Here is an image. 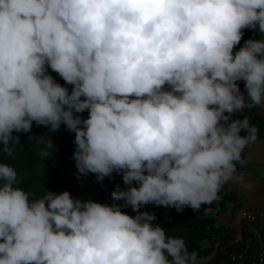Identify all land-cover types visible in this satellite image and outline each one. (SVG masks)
Wrapping results in <instances>:
<instances>
[{
    "label": "clouds",
    "instance_id": "9594fccd",
    "mask_svg": "<svg viewBox=\"0 0 264 264\" xmlns=\"http://www.w3.org/2000/svg\"><path fill=\"white\" fill-rule=\"evenodd\" d=\"M245 29L261 38L235 51ZM253 108L264 110V0H0V151L33 122L64 124L78 173H122L112 199L137 213L69 191L31 199L0 163V264H205L139 210L217 200L258 136L232 116Z\"/></svg>",
    "mask_w": 264,
    "mask_h": 264
},
{
    "label": "trees",
    "instance_id": "16d2710c",
    "mask_svg": "<svg viewBox=\"0 0 264 264\" xmlns=\"http://www.w3.org/2000/svg\"><path fill=\"white\" fill-rule=\"evenodd\" d=\"M244 35L235 51L243 47L244 42L249 39H260L258 31L245 29ZM47 73L53 79L68 89L69 94L73 85L67 84L58 73L50 67ZM241 91L244 88L243 81H237ZM166 90H170L165 86ZM82 119L88 118V110L83 113H74ZM227 115V113H226ZM247 116L250 122L258 129L257 140L264 133V118L259 115L255 108L245 109L244 113H236L232 119ZM245 133H241L244 135ZM13 136H19V143H12L11 155L0 151V163H7L17 171L18 184L16 186L23 188L31 193V199H38L45 191L55 192L57 194L63 191H69L73 198L91 199L94 202L112 205L117 203L121 205V210L128 215L135 216L131 206H124V201H114L111 193L119 187L125 190L128 186L123 183L122 173L113 172L110 176L98 180L97 175L88 173L87 175L78 173L74 152L76 151L75 133L68 130L64 124L60 128L51 132L49 126L37 125L33 122L30 132L13 133ZM51 139L54 147L46 148V140ZM252 145V144H251ZM48 151V156H42L41 152ZM243 166L237 164V169ZM147 174V173H145ZM131 186L138 187L136 182ZM234 190L222 186L218 193V204L221 206L225 200L234 199ZM211 204L202 205L196 211L190 207H185L182 211H177L174 207L157 206L154 204L144 205L139 211H147L154 214L156 219L152 221L153 225H160L165 228L166 235L175 238H182L189 251H196L198 258L209 254L215 243L213 235L216 227L213 225V219L203 214V209L210 207ZM264 234V231L262 230ZM238 242H234L228 247L234 248Z\"/></svg>",
    "mask_w": 264,
    "mask_h": 264
},
{
    "label": "crops",
    "instance_id": "0c3cea01",
    "mask_svg": "<svg viewBox=\"0 0 264 264\" xmlns=\"http://www.w3.org/2000/svg\"><path fill=\"white\" fill-rule=\"evenodd\" d=\"M242 92L246 93L245 88ZM255 111L264 118V110L255 108ZM242 159L246 163L236 170L233 180L224 184L234 190V199L225 200L221 206L217 199L202 211L205 216L213 219V225L216 227L213 233L216 240L211 252L198 258L204 260L205 264L213 262L223 249L241 239L243 228L239 221V212L242 208L254 207L261 211L260 227L264 231V168L261 165L259 168L250 166L251 161L264 162V133L256 143L245 148Z\"/></svg>",
    "mask_w": 264,
    "mask_h": 264
},
{
    "label": "built area",
    "instance_id": "2783aa9c",
    "mask_svg": "<svg viewBox=\"0 0 264 264\" xmlns=\"http://www.w3.org/2000/svg\"><path fill=\"white\" fill-rule=\"evenodd\" d=\"M262 213L254 207L239 212L243 234L234 248L223 249L209 264H264V234L260 223Z\"/></svg>",
    "mask_w": 264,
    "mask_h": 264
},
{
    "label": "rangeland",
    "instance_id": "374dc122",
    "mask_svg": "<svg viewBox=\"0 0 264 264\" xmlns=\"http://www.w3.org/2000/svg\"><path fill=\"white\" fill-rule=\"evenodd\" d=\"M244 89V88H243ZM242 92V91H241ZM246 95V93H245ZM261 112V111H260ZM262 113V112H261ZM262 115L264 116V113H262ZM261 165V167L264 168V162H261V163H255L253 161L250 162V166L254 167V168H259Z\"/></svg>",
    "mask_w": 264,
    "mask_h": 264
}]
</instances>
